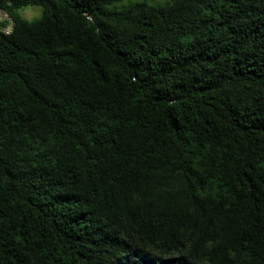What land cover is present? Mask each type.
Returning a JSON list of instances; mask_svg holds the SVG:
<instances>
[{
	"label": "trees",
	"instance_id": "1",
	"mask_svg": "<svg viewBox=\"0 0 264 264\" xmlns=\"http://www.w3.org/2000/svg\"><path fill=\"white\" fill-rule=\"evenodd\" d=\"M0 7V264H264V0Z\"/></svg>",
	"mask_w": 264,
	"mask_h": 264
},
{
	"label": "built area",
	"instance_id": "2",
	"mask_svg": "<svg viewBox=\"0 0 264 264\" xmlns=\"http://www.w3.org/2000/svg\"><path fill=\"white\" fill-rule=\"evenodd\" d=\"M13 28V22L0 7V31L4 34H9Z\"/></svg>",
	"mask_w": 264,
	"mask_h": 264
},
{
	"label": "rangeland",
	"instance_id": "3",
	"mask_svg": "<svg viewBox=\"0 0 264 264\" xmlns=\"http://www.w3.org/2000/svg\"><path fill=\"white\" fill-rule=\"evenodd\" d=\"M127 0H125L126 3ZM20 15L26 20H32L39 17L41 11L39 7H26L19 11Z\"/></svg>",
	"mask_w": 264,
	"mask_h": 264
}]
</instances>
